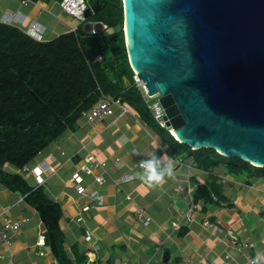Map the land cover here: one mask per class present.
<instances>
[{"label": "crops", "instance_id": "1", "mask_svg": "<svg viewBox=\"0 0 264 264\" xmlns=\"http://www.w3.org/2000/svg\"><path fill=\"white\" fill-rule=\"evenodd\" d=\"M60 2L0 0V23L23 29L37 22L45 28V40L54 39L79 25L61 11ZM58 21L64 26L58 27ZM86 25L83 30L89 33ZM125 106L127 112L115 106L112 116L96 124L81 117L74 128L65 129L27 164L33 167L45 161L53 168V172L42 173L44 183L40 186L61 209L59 227L67 258L74 264H179L184 260L242 264L244 255L264 256V178L245 172L233 174L212 159L201 162L184 148L171 146L167 132L153 120ZM154 154L170 159L175 175L150 188L141 179L142 169L137 164ZM89 155L103 164L94 173L101 174L100 184L95 183L94 174L80 171ZM0 170L19 173L31 188L37 187L36 177L30 173L10 164ZM123 174H132L134 179L121 182ZM75 175L80 177L79 183ZM78 186L86 194L97 192L102 204H92L89 197L79 195ZM125 194L132 199L127 200ZM85 205L91 207L82 212ZM136 207L145 210L147 222L135 218ZM188 210L190 221L184 217ZM3 218L22 225L8 251L0 245V264H57L49 248L38 243L45 228L37 212L24 195L0 182V225ZM205 221L208 226L203 225ZM172 222H177L176 227ZM227 230L241 251L231 245ZM259 262L264 264V259Z\"/></svg>", "mask_w": 264, "mask_h": 264}, {"label": "water", "instance_id": "2", "mask_svg": "<svg viewBox=\"0 0 264 264\" xmlns=\"http://www.w3.org/2000/svg\"><path fill=\"white\" fill-rule=\"evenodd\" d=\"M128 63L191 150L264 167V0H122Z\"/></svg>", "mask_w": 264, "mask_h": 264}, {"label": "trees", "instance_id": "3", "mask_svg": "<svg viewBox=\"0 0 264 264\" xmlns=\"http://www.w3.org/2000/svg\"><path fill=\"white\" fill-rule=\"evenodd\" d=\"M88 22L105 28L87 33L83 26ZM122 27V0H93L76 28L51 40L35 41L19 28L0 23V166L21 170L65 129L74 128L101 94L120 98L153 122L133 83ZM100 40L108 47H100ZM96 56L100 60H94ZM167 135L171 146L184 148L203 163L212 159L233 174L264 178V167L209 148L191 150ZM0 182L24 195L37 212L45 228L44 246L57 264H74L65 253L59 205L41 186L31 188L19 173L0 170Z\"/></svg>", "mask_w": 264, "mask_h": 264}, {"label": "built area", "instance_id": "4", "mask_svg": "<svg viewBox=\"0 0 264 264\" xmlns=\"http://www.w3.org/2000/svg\"><path fill=\"white\" fill-rule=\"evenodd\" d=\"M60 9L63 13L71 16L72 18L78 20L79 22L83 20V13L86 8V0H61L60 4ZM93 24H98V23H93ZM101 25V24H100ZM101 29L105 28L104 26H100ZM44 29L36 22H31L26 26L25 33L30 36L31 38L35 40H41L42 39V33ZM99 31H94L90 33H97ZM100 56H96L94 60H100ZM134 84L136 88L139 90L141 93L142 98L146 102L147 108L150 110L151 116L153 119L160 125H164V120H163V109L160 107L158 102H153L151 104L147 103L148 99L150 96L147 93L146 88L142 84L141 80L137 77V75L134 76ZM117 106L120 108L121 112H127L128 109L125 106V104L119 99V98H107L106 95L101 94L100 97L98 98L97 102H95L87 111L82 113V117L89 123L91 124H96L97 122H100L101 120L105 119L108 116H112L114 114L113 108ZM138 167L140 168V162L137 164ZM103 164L98 162L94 156L89 155L86 156L83 159V163L80 166V171L87 174V175H93L95 171H97L99 168H101ZM44 170L48 172H52L53 168H51L49 165H37L34 168H29L28 166H24L22 168V171L25 173H30L33 174L36 177V182L37 184L43 183V178L41 177V172ZM93 179L96 183H101L102 182V176L101 174L98 175H93ZM133 179V175L131 174H124L121 177V182H128ZM74 180L76 183L80 182V177L78 175L74 176ZM120 182V183H121ZM78 193L81 196H86L89 197L92 201V204L95 205H101L102 204V197L97 193V192H91L89 194H86L83 190L82 187L78 186ZM125 198L127 200H131L132 197L130 194H125ZM91 206L90 205H85L82 207V212H86L89 210ZM185 219L187 221L191 220V214L190 210H188L185 214ZM135 218L139 220L140 222H147L149 220L148 216L146 215V212L143 208L141 207H136L135 209ZM24 222L25 219H22ZM22 223L20 221H10L7 218L2 219V223L0 225V245L3 246L7 251L9 250L11 244H12V239L17 234L21 228ZM171 225L173 227H176L177 222H172ZM204 226H208V222L205 221L203 223ZM227 233L230 235L231 230H227ZM230 239L231 245L235 246V248L239 251H241L240 245L237 243L236 238H234L232 235ZM39 245H43V238L40 237L38 241ZM252 246V244L250 245ZM262 250L264 252V237L262 240ZM89 258L92 259L94 254L90 253L88 254ZM245 256V261L242 264H257V260L254 256L251 255H244ZM3 258V256L0 254V259ZM179 264H197L194 261L191 260H184L180 262ZM259 264H262L259 262Z\"/></svg>", "mask_w": 264, "mask_h": 264}, {"label": "clouds", "instance_id": "5", "mask_svg": "<svg viewBox=\"0 0 264 264\" xmlns=\"http://www.w3.org/2000/svg\"><path fill=\"white\" fill-rule=\"evenodd\" d=\"M37 23V22H36ZM39 24V23H38ZM43 29V33H42V39L41 40H35L33 38H31L30 36H28L26 33H25V29H26V26L23 28V29H20L22 30L28 37H30L31 39L35 40V41H44L45 40V37H44V32H45V28L43 25L39 24ZM28 26V25H27ZM90 33V32H89ZM134 73V72H133ZM136 74L134 73L133 75V83H134V76ZM143 84V83H142ZM135 86V84H134ZM136 87V86H135ZM145 87V86H144ZM138 90V89H137ZM139 91V90H138ZM148 93V92H147ZM140 96H141V93L139 92ZM149 95V94H148ZM150 96V95H149ZM142 98V96H141ZM150 98H156L154 101H150L149 99ZM150 98L148 99L147 103L151 104L153 102H158L157 98L158 96L155 95V96H150ZM120 99V98H119ZM121 100V99H120ZM144 104L146 105V102L144 101V99L142 98ZM124 103V102H123ZM125 104V103H124ZM159 104V102H158ZM160 105V104H159ZM147 107V105H146ZM161 107V106H160ZM162 108V107H161ZM148 109V108H147ZM163 109V108H162ZM149 113H150V110L148 109ZM151 115V113H150ZM163 116H164V110H163ZM152 120L156 123V125L161 128V129H164L166 132L170 133L171 136L177 141L179 142L178 138H176V136L170 131L172 130L171 128H168L165 126V121H164V125L163 126H160L154 119L153 117L151 116ZM180 143V142H179ZM37 165H49L51 168L52 166L50 164H48L47 162L43 161L39 164H35L33 167H29V168H34L35 166ZM138 166V165H137ZM174 163L169 159L167 161H165V159L163 158V156H157V155H152L150 158H147L145 160H142L140 161V168L142 169V173H140V177L141 179L143 180V182L145 184H147L150 188H155V187H158L160 185H162L163 183L166 182V178L167 179H172L174 178ZM22 171V169H21ZM23 172V171H22ZM50 173L46 170L43 169V171L41 172V177H42V173ZM53 172V171H52ZM33 175V174H32ZM124 175V174H123ZM123 175H121L120 177H122ZM132 175V174H131ZM35 177V176H34ZM43 178V177H42ZM134 179V177H133ZM132 179V180H133ZM130 180V181H132ZM102 181H103V178H102ZM129 182V181H128ZM43 183H44V179H43ZM41 183V184H43ZM96 183V182H95ZM102 183V182H101ZM41 184H37L36 182V185L37 186H40ZM97 184H100V183H97ZM43 238V236H42ZM43 245H44V238H43ZM42 246V245H41ZM262 259H264V256H262V254L260 253H257V264H259V261H261Z\"/></svg>", "mask_w": 264, "mask_h": 264}, {"label": "rangeland", "instance_id": "6", "mask_svg": "<svg viewBox=\"0 0 264 264\" xmlns=\"http://www.w3.org/2000/svg\"><path fill=\"white\" fill-rule=\"evenodd\" d=\"M92 1L93 0H86V4L88 5H90L91 3H92ZM58 23H59V26L58 27H60L61 25L62 26H64L63 24H62V22H59L58 21ZM90 22H88V25H86L85 26V29L88 31V32H92V30H94V31H100L101 30V27L100 26H98V25H94L93 23H90ZM116 30H118V27H116V28H114V31H116ZM97 43H98V45L100 46V47H108V45L107 44H103V41L102 40H100V41H97ZM156 98H150L149 100L150 101H154Z\"/></svg>", "mask_w": 264, "mask_h": 264}]
</instances>
